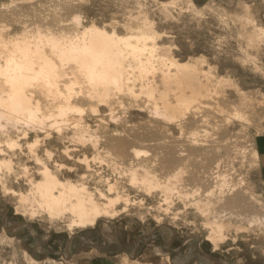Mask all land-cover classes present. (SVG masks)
I'll return each mask as SVG.
<instances>
[{
	"label": "bare ground",
	"instance_id": "6f19581e",
	"mask_svg": "<svg viewBox=\"0 0 264 264\" xmlns=\"http://www.w3.org/2000/svg\"><path fill=\"white\" fill-rule=\"evenodd\" d=\"M34 1L0 2V203L25 219L16 226L5 223L0 244L11 246V231L29 229L35 235L39 220L48 229L66 228L70 239L75 229L102 221L109 242V220L132 211L142 221L151 214L158 225L164 220L160 215H171L174 225L181 214L195 210L205 232L199 241L208 242L212 251L230 239V232L264 229V203L247 184V175L233 176L232 158L230 174H224L226 167L221 171L224 140L210 143L214 129L211 134L207 127L200 130L194 118L214 113L225 124L235 120L246 128L257 115L253 99L217 75L203 56L177 58L161 43L163 36L147 14L141 21L132 16L99 23L82 16L89 1L61 0L46 14L30 5ZM182 3L201 14L191 0L160 6L168 15ZM238 4L251 27L247 44L255 47L264 42V26L254 24L245 1ZM67 14L70 20H63ZM226 86L240 94V104L231 111L224 103ZM132 111L149 119L134 123L126 116ZM175 129L187 130L188 137H175ZM254 147L245 148L243 157L248 154V166L259 168L264 154ZM145 197L161 202L152 206ZM237 207L250 212L243 217L245 225L232 221L241 217L234 212ZM45 233L44 241L50 232ZM35 250L42 253L41 245ZM70 252L61 253L62 259ZM160 255L170 261L168 253ZM22 257L27 264H56L47 257L38 261L25 250ZM120 264L142 263L124 254Z\"/></svg>",
	"mask_w": 264,
	"mask_h": 264
},
{
	"label": "rangeland",
	"instance_id": "374dc122",
	"mask_svg": "<svg viewBox=\"0 0 264 264\" xmlns=\"http://www.w3.org/2000/svg\"><path fill=\"white\" fill-rule=\"evenodd\" d=\"M166 1L168 0H86L88 5L86 3L82 16L86 20L93 19L99 23H107L113 20L128 21L127 19H132V16L141 21L144 14H147L146 17L154 22L156 31L163 36L161 43L169 45L177 58L186 60L189 57L203 56L207 64L215 68L217 75L231 79L241 92L254 100L252 102L257 104L256 107L254 106L257 115L253 116L255 119L252 118V122L246 128L235 120L225 124L222 122L224 117L214 113H206V115L204 113L203 116H201L203 113L200 116L196 114L194 118H198L196 124H200V130L209 127L205 129L209 134L212 129H219L216 133L213 130L214 137L207 139H211L210 143L214 145L221 144L222 140L225 142L219 152L220 155L222 154V160L225 157L221 171L226 167L223 170L226 171L223 172L224 174L227 172L230 174L231 171L233 176L239 173L246 174L247 184L251 185L254 193L264 203V168L261 162L259 168H250L249 155L243 157L245 148L248 150L251 146H255L260 155L264 145V42L255 47L247 44L246 37L251 27L245 23L242 17L244 10L238 4L239 1H245L254 24L264 26V0H191L194 6L201 10V14L196 15L197 13L185 7L186 4L182 3L181 6L180 3L178 7L169 9L171 13L168 14L169 16L160 6V2ZM60 2L61 0H35L30 5L34 6L39 14H46L47 9ZM62 16L63 20L71 18L69 14ZM224 99L226 109L229 111L240 104V94L227 86L224 89ZM130 113L126 116L130 115V120L132 117L134 123L146 122L149 119L145 112ZM186 131H184L186 135L180 134L177 129L173 130V133L175 137L180 136L185 139L188 137ZM200 134L203 135V132ZM235 144L236 147L233 146ZM231 158V162L235 163H232V167L238 173L237 171L234 173L233 170L227 171L229 166L231 169L229 162ZM242 160L245 162L242 163ZM242 164H246L245 167ZM194 170L201 172L198 167H194ZM135 194L137 195L135 191L131 193L132 196H136ZM1 200L7 201L4 198ZM145 201L152 206H157L161 202L159 197H145ZM178 204L177 207L182 208V204ZM134 212L109 220L113 230V239L109 242L104 236L102 221H99L94 228L75 229L71 239L66 228L62 226L58 229H48L47 222L34 221L35 235H30L29 229L8 232L7 235L15 240L11 246L0 244V264L9 262L27 264L22 257L24 250L38 261L44 262L50 258L55 260L56 264H120L121 256L124 254L137 259L142 264H214L216 260L227 264H264L263 228L248 231L249 233L244 231L237 236L230 232V239L221 244L219 250L212 251L208 242L199 241L200 238L203 240L205 232L201 229V218L195 210L181 214L174 225L171 224V215L157 213L164 218L162 224L158 225L151 214L144 215L146 219L142 221ZM234 212L241 214V217L233 218V223L245 225L243 217L250 212L245 213L239 207L234 208ZM24 220L15 215L10 204L0 203V230L5 223L16 226L22 224ZM46 231L50 234L44 241L42 239ZM40 245L42 253H37L35 249ZM68 249L71 255L62 259L61 253L67 252ZM165 253H168L169 262L163 259L165 255H160Z\"/></svg>",
	"mask_w": 264,
	"mask_h": 264
},
{
	"label": "crops",
	"instance_id": "0c3cea01",
	"mask_svg": "<svg viewBox=\"0 0 264 264\" xmlns=\"http://www.w3.org/2000/svg\"><path fill=\"white\" fill-rule=\"evenodd\" d=\"M261 154H264V145H263V148L261 149V153H260V155ZM260 162H261V159H260ZM261 164H262V162H261ZM262 166H263V168H264V164H262ZM95 264H97V263H95Z\"/></svg>",
	"mask_w": 264,
	"mask_h": 264
}]
</instances>
